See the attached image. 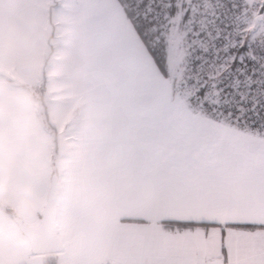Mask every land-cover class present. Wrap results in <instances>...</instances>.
Segmentation results:
<instances>
[{"label": "snow or ice", "instance_id": "1", "mask_svg": "<svg viewBox=\"0 0 264 264\" xmlns=\"http://www.w3.org/2000/svg\"><path fill=\"white\" fill-rule=\"evenodd\" d=\"M242 0H61L92 58L64 73L103 114L76 130L69 264H264V41ZM264 32V0L258 6ZM27 264L34 256L25 253Z\"/></svg>", "mask_w": 264, "mask_h": 264}, {"label": "crops", "instance_id": "2", "mask_svg": "<svg viewBox=\"0 0 264 264\" xmlns=\"http://www.w3.org/2000/svg\"><path fill=\"white\" fill-rule=\"evenodd\" d=\"M60 2L0 0V201L25 223L38 226L57 176V232L66 245L67 202L77 157L72 137L76 130L95 127L103 114L92 105L78 104L63 87L64 73L70 69L83 77L92 58L79 30L82 18L76 14L69 25L73 56L68 51L72 43L66 46L60 39L64 55L56 53ZM69 248L71 259L80 255V249ZM25 253L34 256L33 264H48L53 255L34 253L15 217L0 208V264H27ZM91 260L107 264L106 253L99 251Z\"/></svg>", "mask_w": 264, "mask_h": 264}, {"label": "water", "instance_id": "3", "mask_svg": "<svg viewBox=\"0 0 264 264\" xmlns=\"http://www.w3.org/2000/svg\"><path fill=\"white\" fill-rule=\"evenodd\" d=\"M260 25V19L257 16L252 32L256 31ZM59 191V183L57 176L52 180L51 190L48 202L42 212L40 225L33 226L25 223L16 217L20 228L30 240L32 250L36 254H54L62 250L63 244L59 239L57 232V214L58 203L57 195Z\"/></svg>", "mask_w": 264, "mask_h": 264}, {"label": "rangeland", "instance_id": "4", "mask_svg": "<svg viewBox=\"0 0 264 264\" xmlns=\"http://www.w3.org/2000/svg\"><path fill=\"white\" fill-rule=\"evenodd\" d=\"M252 4H254V7H255V11L257 12L258 14V11H259V5L261 4L262 0H249ZM256 19V18H255ZM255 25V20L254 21H250L248 22V27L246 29H248L249 27H253ZM249 37H251L253 34H255V37L257 40H261V41H264V32H262L260 30V25L258 27V29L256 31H254L252 34H249V32L247 33ZM75 41L72 43V46L68 49L69 52H71V57L73 56L72 52L75 50L73 45H74ZM54 45L55 46H58V48H56V53L59 54L60 56H63V49L60 48L61 47V42L59 39H57L55 42H54ZM66 50V49H65ZM54 56H51V62H55L56 60H54L53 58ZM74 61V60H73ZM44 116L46 117L47 115L44 114ZM61 240V239H60ZM62 242V240H61ZM63 244V248L61 251L57 252V254H53L51 255L49 258H48V264H61L62 262H64V260H69L71 259V256H70V248L67 247L66 245H64V243L62 242Z\"/></svg>", "mask_w": 264, "mask_h": 264}, {"label": "built area", "instance_id": "5", "mask_svg": "<svg viewBox=\"0 0 264 264\" xmlns=\"http://www.w3.org/2000/svg\"><path fill=\"white\" fill-rule=\"evenodd\" d=\"M242 3H245L247 5V7L242 8V10L240 11V13L238 14L237 17V23L241 28H247L248 27V22L250 21H254L256 20L255 18H257L258 14L255 11V7L254 4L249 3L247 0H242ZM248 29H251V27H249ZM251 30L249 31V34L251 32Z\"/></svg>", "mask_w": 264, "mask_h": 264}, {"label": "trees", "instance_id": "6", "mask_svg": "<svg viewBox=\"0 0 264 264\" xmlns=\"http://www.w3.org/2000/svg\"><path fill=\"white\" fill-rule=\"evenodd\" d=\"M253 32L251 31L250 34H252ZM0 208L10 212L15 218L17 217V215L15 214V212L12 210L11 207H9L8 205H6L5 203H3L2 201H0Z\"/></svg>", "mask_w": 264, "mask_h": 264}]
</instances>
